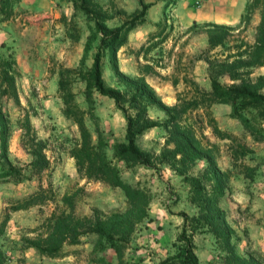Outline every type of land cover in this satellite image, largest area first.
<instances>
[{
    "label": "trees",
    "instance_id": "obj_1",
    "mask_svg": "<svg viewBox=\"0 0 264 264\" xmlns=\"http://www.w3.org/2000/svg\"><path fill=\"white\" fill-rule=\"evenodd\" d=\"M18 1L0 0V22L13 17V8ZM107 1L109 7L114 8L112 0ZM173 3L175 0H166L163 9ZM73 7L86 19L87 36L81 57L74 68L57 65L56 70H51L57 76L61 115L77 128L78 136L73 139L67 154L80 179L120 190L125 208L107 214L93 209L90 216L78 217L73 213V199L64 194L59 199L62 209L45 219L46 231L33 239L23 237L22 246L32 249L40 257L56 259L64 256V246L79 245L85 237L93 236L94 254L111 251L115 257L112 263L98 254L94 263L125 264L124 252L137 225L150 221L148 208L151 195L147 189L123 181L117 163L127 169L137 166L156 173H159L161 166L171 170L187 186V200L195 211L192 215L177 213L181 218V227L176 236L178 245L175 252L160 260L159 264H199L192 240L196 233L211 236L223 253L221 264H264L257 253H249L245 257L236 253L239 237L234 234L219 204L226 195L230 171L218 167V147L209 144L199 134L200 127L196 128L197 122L190 118L193 112L199 109L206 112L213 104L227 105L231 118L237 120L254 141L264 142V131L260 124L264 121V0H246L244 6L245 14L255 8L259 12L253 42L249 44L239 39L233 40V45L223 53L211 54L227 46L232 30L230 27L214 23H202L200 26L192 23L189 30L199 28L206 37L207 46L200 52L198 59L206 64L209 89L203 90L195 81L184 79L189 88L186 93L190 95H177L171 105L165 104L146 82L144 75L149 73L150 68L144 67L146 70L143 69L137 76H128L118 68L117 52L125 45L129 32L144 23L149 5L138 0L137 8L115 26L107 25V20L113 17L107 15L106 8L97 0H75ZM115 13L120 15L121 11L116 10ZM91 51V63L87 67L85 60ZM105 61L114 78L113 86L107 85L102 76ZM255 69H262L263 73L251 78ZM17 77L10 54L0 53V182L28 179L31 175L49 169L44 154L45 142L36 136L27 115L19 121L22 130L20 143L30 160L25 166L17 167L8 159L10 128L4 102L9 99L18 104ZM222 78H226L228 83H222ZM75 82L83 84L81 93L87 106L86 112L74 100L72 86ZM93 94L110 100L121 114L124 120L122 142L109 143L102 137L97 126L96 143L91 142L84 115L96 120ZM149 110L160 113L161 117H149ZM207 127L220 140H234L231 135L218 129L212 118L207 120ZM153 129L163 134V145L157 154L140 148L136 143L137 139ZM239 150H233L231 154L241 156L251 152L245 147ZM198 161L203 162V167L198 174L191 175L189 172ZM243 172L245 177L251 178V169L245 168ZM24 173L29 175L24 177ZM53 198L48 183L47 188H39L5 207L0 218V238L9 212L39 206L46 201H53ZM6 260L4 247L0 244V264H6Z\"/></svg>",
    "mask_w": 264,
    "mask_h": 264
},
{
    "label": "rangeland",
    "instance_id": "obj_2",
    "mask_svg": "<svg viewBox=\"0 0 264 264\" xmlns=\"http://www.w3.org/2000/svg\"><path fill=\"white\" fill-rule=\"evenodd\" d=\"M97 1L106 8L107 15L113 17L107 20L108 26L118 25L129 15L115 2L113 3L114 8H110L107 0ZM175 3L164 10L162 21L150 25V32L134 37L135 45L138 46H133V48L124 46L119 52L120 60L123 56H130L129 59L125 57L128 59H125V64L129 62L125 65L126 69L132 71L138 68L140 73L146 70L144 67L150 68L148 74L153 83L160 85L162 82L169 81L172 84L175 81L177 86L174 98L179 94L186 95L189 91L184 79L195 81L203 90L209 89V86H206V64L198 59L200 52L206 48L202 47L200 38L204 33L200 32L199 28L191 31L190 26L178 22V18L174 17ZM116 10L121 11V14L117 15ZM258 23V9L255 8L245 14L243 7L238 20L232 26H228L232 30L227 46L223 49L218 48L211 54L225 52L236 39L252 43ZM196 24L200 26L202 23L196 22ZM72 33H75V29ZM8 51L14 60L15 70H17L13 52ZM48 64L51 75L55 74L51 70H56V66L61 65L51 58ZM262 73V69H255L250 77L254 78ZM103 77L107 82L109 81L110 74L107 69H104ZM220 81L228 83L226 78ZM81 87L79 82H75L72 91L76 104L86 112L87 106L83 100ZM16 89L18 104L9 99L4 102L10 128L8 159L12 165L17 167L25 166L30 160L20 143L22 130L19 127V121L27 115L36 136L45 142L44 154L49 162V169L38 175H31L28 179L0 182V218L9 204L26 197L39 188H47L48 183L54 198L53 201H46L23 211L9 212L0 244L3 245L6 253V264H19L18 261L21 260L24 261L21 264H40L41 262L51 264L53 260L40 257L32 249L24 248L21 239L23 237L33 239L46 231L45 219L62 209V204L59 202L62 195L66 194L73 199V213L78 217L90 216L93 209L103 214L123 211L125 201L120 190L97 182H86L76 175L73 161L68 157L67 152L73 139L78 136L77 128L61 115L62 104L56 83L49 76L41 81H28L18 73ZM189 95L187 94V97ZM93 100L96 120L90 119L87 114L84 115L91 142L96 143L95 126L109 143L121 142L124 132V120L121 114L115 110L110 100L97 94H93ZM149 114L151 118L159 115L155 111ZM190 118L197 122L196 128L200 127L199 134L209 144L218 147V167L225 169L224 167L230 166L231 168L227 192L219 204L225 211L226 220L234 234L239 237L235 248L236 253L242 257L249 253H257L264 262V142L254 141L240 123L231 118L230 108L227 105L213 104L206 112L201 109L193 112ZM209 118L214 120L218 129L231 135L234 140H220L213 135L211 129L207 127ZM260 124L264 131V121ZM160 133L162 132L155 130L149 140V147L144 145L143 147L157 154L163 145L161 141L163 134ZM144 137L140 138L144 139ZM140 143L142 142H139V145ZM240 147H245L251 152L233 156L231 151L239 152ZM202 167L203 162L198 161L189 173L196 175ZM245 168L252 170L251 178L245 177L243 172ZM118 169L123 181L132 186L143 187L151 195L148 208L150 221L137 225L128 248L124 252L123 261L125 264H159L160 260L172 255L178 245L176 236L181 227V218L177 213L184 212L192 215L195 211L187 200V186L161 166L159 173L137 166L127 169L121 164ZM24 175L27 177L29 174L24 173ZM192 240L199 264H221L223 253L214 244L209 234L196 233ZM93 242L94 237L88 236L77 246H64L63 261H69L70 264H96L93 261L99 254L104 259L115 262L111 251L94 254L92 252Z\"/></svg>",
    "mask_w": 264,
    "mask_h": 264
},
{
    "label": "crops",
    "instance_id": "obj_3",
    "mask_svg": "<svg viewBox=\"0 0 264 264\" xmlns=\"http://www.w3.org/2000/svg\"><path fill=\"white\" fill-rule=\"evenodd\" d=\"M75 0H19L13 8V17L9 21L0 22V53L13 52V57L17 63V72L21 77L28 81H36L44 79L49 76L55 83L57 82L56 74L51 75L49 69V59H53L63 67L74 68L77 66L78 60L81 57L85 38L87 36L86 19L73 7ZM125 13H132L138 6V0H112ZM143 4L149 5L145 13V21L142 25L133 29L127 35L124 46L133 48L136 42L134 37L143 35L151 31L150 25H155L162 21L164 14V5L166 0H141ZM245 0H176L175 3V18L178 22H182L186 26H191L193 22L200 23H214L226 26H232L240 17L244 7ZM129 7V8H126ZM13 20V21H12ZM75 29V33L72 31ZM202 47L205 48L206 37L200 36ZM138 40V39H137ZM136 40V41H137ZM122 46L117 52V63L119 70L128 76H137L139 74L138 68L136 70L126 69L125 61L130 56H123L119 59V52L124 47ZM93 51L89 52L85 65L88 67L91 63V55ZM125 57H128L126 59ZM126 59V60H125ZM71 60V62H70ZM137 64V63H136ZM138 67V65H136ZM104 69L108 70L106 61L104 62ZM110 79L107 85H114V78L110 71ZM103 76V73H102ZM146 82L160 97V99L167 105L174 103V97L177 84L173 85L169 81L162 82L157 85L149 79V74L144 75ZM81 90L83 89V84ZM208 86V80L206 83ZM148 115L150 117V112ZM158 117L161 114L158 113ZM155 130L153 129L145 133L144 139H137V145L142 149H148L149 140L153 136ZM162 134V133H160ZM141 136V137H143ZM147 139V140H146ZM123 141V134L121 142ZM163 141V138L161 139ZM139 142L140 143L139 145ZM142 144V146H141ZM119 167V163H117ZM253 167L252 165H249ZM220 168L221 170H230V166ZM165 169H167L165 167ZM174 177L178 178L174 173L167 169ZM151 171V170H148ZM258 172V171H257ZM178 180H180L178 178ZM77 246V245H76ZM62 258L51 259V264H70L69 261H63ZM24 261H18L19 264ZM40 264H43L41 262ZM47 264V263H45Z\"/></svg>",
    "mask_w": 264,
    "mask_h": 264
}]
</instances>
